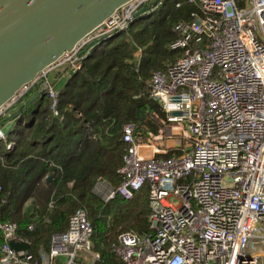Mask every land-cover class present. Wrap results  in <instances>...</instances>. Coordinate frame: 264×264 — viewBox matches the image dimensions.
I'll return each mask as SVG.
<instances>
[{
	"label": "built area",
	"instance_id": "2783aa9c",
	"mask_svg": "<svg viewBox=\"0 0 264 264\" xmlns=\"http://www.w3.org/2000/svg\"><path fill=\"white\" fill-rule=\"evenodd\" d=\"M184 2L199 11L174 28L177 39L170 49L181 56L149 83L150 97L166 115L164 126L142 142L136 125H124L122 183L103 195L105 202L132 200L147 186L151 232L122 233L111 253L123 264H264V0H134L53 69L65 67L70 79L92 50L134 21ZM47 77L0 110V141L7 140L3 121L42 81L58 115L59 92L69 80L58 89ZM0 233V264L103 261L83 209L37 258L11 248L13 241L30 245L15 224L0 221Z\"/></svg>",
	"mask_w": 264,
	"mask_h": 264
},
{
	"label": "trees",
	"instance_id": "16d2710c",
	"mask_svg": "<svg viewBox=\"0 0 264 264\" xmlns=\"http://www.w3.org/2000/svg\"><path fill=\"white\" fill-rule=\"evenodd\" d=\"M194 11L187 2L163 5L145 22L134 21L84 59L59 92L57 116L46 95L26 107L0 141V221L17 226L35 258L50 251L53 236L67 231L79 209L94 227L101 264H123L111 253L122 233L151 232L147 186L132 200L105 202L103 194L122 183L124 125H136L142 142L164 126L166 115L150 97L149 83L181 56L170 49L174 28Z\"/></svg>",
	"mask_w": 264,
	"mask_h": 264
},
{
	"label": "water",
	"instance_id": "95a60500",
	"mask_svg": "<svg viewBox=\"0 0 264 264\" xmlns=\"http://www.w3.org/2000/svg\"><path fill=\"white\" fill-rule=\"evenodd\" d=\"M132 1L0 0V110ZM42 82L3 123L17 122L26 107L48 95L42 94ZM10 245L30 250L28 243Z\"/></svg>",
	"mask_w": 264,
	"mask_h": 264
},
{
	"label": "crops",
	"instance_id": "0c3cea01",
	"mask_svg": "<svg viewBox=\"0 0 264 264\" xmlns=\"http://www.w3.org/2000/svg\"><path fill=\"white\" fill-rule=\"evenodd\" d=\"M64 73V69L62 71L61 68H56L51 70L48 74V80L49 82L53 83V85L55 84L56 87L58 88V86L63 82L64 84L69 80L68 77L66 75L62 74ZM59 89V88H58ZM14 123L10 124V129L13 130L14 128Z\"/></svg>",
	"mask_w": 264,
	"mask_h": 264
},
{
	"label": "rangeland",
	"instance_id": "374dc122",
	"mask_svg": "<svg viewBox=\"0 0 264 264\" xmlns=\"http://www.w3.org/2000/svg\"><path fill=\"white\" fill-rule=\"evenodd\" d=\"M63 69H65L64 72L66 73L67 69L65 67ZM63 69H62V71H63ZM63 75H64V73H63ZM63 84L64 83L62 82L58 87L61 88L63 86ZM41 91H44V88H42ZM12 123H15V122H7V123L1 124V127H4V131L6 132V135H8L9 131H11L9 125ZM100 191H102L104 193L106 191V189H104V187H100ZM103 195H105V193Z\"/></svg>",
	"mask_w": 264,
	"mask_h": 264
}]
</instances>
